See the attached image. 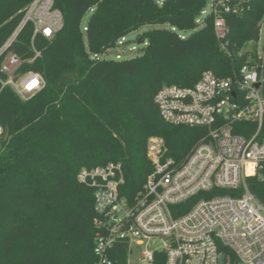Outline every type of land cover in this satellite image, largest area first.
<instances>
[{"label":"trees","instance_id":"1","mask_svg":"<svg viewBox=\"0 0 264 264\" xmlns=\"http://www.w3.org/2000/svg\"><path fill=\"white\" fill-rule=\"evenodd\" d=\"M32 1L0 0V49ZM208 1L54 0L64 27L52 38H35L41 56L28 61L35 54L31 23L0 56V68L14 52L24 60L20 72L44 79L27 100L0 82V264H96L98 214L93 189L79 180L81 169L121 162L123 193L134 196L153 169L147 155L151 137L162 138L168 156L181 160L207 133L162 117L155 97L163 86H193L206 70L234 76L248 60L261 63L264 72L257 54L264 0L230 2L238 11L224 14V39L216 34L214 15L199 21ZM146 24L170 27L140 34L144 44L134 56L93 58ZM186 30L192 33H180ZM246 182L264 204V178L251 175ZM113 257L115 264H127L123 242L115 244ZM165 261L159 253L153 264Z\"/></svg>","mask_w":264,"mask_h":264},{"label":"built area","instance_id":"2","mask_svg":"<svg viewBox=\"0 0 264 264\" xmlns=\"http://www.w3.org/2000/svg\"><path fill=\"white\" fill-rule=\"evenodd\" d=\"M234 1L244 0H212L208 15L215 16L219 39L229 32L224 14L238 11L230 4ZM64 22L54 0H33L21 24L0 49V56L31 23L35 54L28 61L33 62L41 56L34 46L35 38L54 37ZM262 37L264 19L257 46ZM127 41L121 38L118 46ZM133 50L135 46L120 49L116 58L122 59V53ZM257 54L264 59L258 47ZM93 58L102 57L94 54ZM23 63L16 53H8L0 68V82L2 88L10 86L27 100L43 88L44 79L34 71L20 72ZM155 101L167 122L204 127L207 133L181 160L168 156L162 138L151 137L147 155L153 169L132 197L123 193L126 177L121 162L81 169L79 180L93 189L98 214L96 264H115L113 247L118 242L127 247V264H153L159 253L165 254V264H222V260L224 264H264V204L246 182L251 175L264 178L263 65L248 60L230 77L206 70L193 86H163ZM2 132L0 125V138ZM226 189L236 194H222ZM215 190L219 193L196 199ZM155 242L161 245L151 250Z\"/></svg>","mask_w":264,"mask_h":264},{"label":"rangeland","instance_id":"3","mask_svg":"<svg viewBox=\"0 0 264 264\" xmlns=\"http://www.w3.org/2000/svg\"><path fill=\"white\" fill-rule=\"evenodd\" d=\"M211 9H212V0H209L207 6H206V8H205V10L207 11V13H206V14L203 13V14H201V15L199 16V20H200L201 22H202V21L204 20V18L208 15V13H210ZM91 14H92V11L90 10V11L86 14V16L84 17V19H83V24H84V25H86V24L88 23ZM163 27H165V28H169L170 25H169V24H156V25L146 24V25H143V26H141L138 30H135V31L131 32V33L127 36V40H128V41L125 42L121 47L118 46L117 49H116V48H115V49H112V50H110L109 52H107L106 54H104V55H100V57H102V58H116V55H117V53H118V51H119L120 49H122V50H124V49H129V48L131 49L133 46H135V47H136V50H133V51H130V52L127 51V52L122 53L123 58L134 56V55H136L137 53H139L141 47H142L143 44H144L143 42H140V41H141V40H140V34H142L143 32H145V31H147V30H149V29H151V28H163ZM180 33H181L182 35L189 36V35L192 33V30L180 31ZM253 44H254V43H249V44H247L246 49H251V48L253 47ZM257 47H258V51H259L260 53H264V39H263V37H262V39H261V41L259 42V44H258ZM160 245H161V244H160L159 242H155V243H153V244L150 245V249H151V250H154V249H156V248H159ZM222 264H224V260H222Z\"/></svg>","mask_w":264,"mask_h":264},{"label":"water","instance_id":"4","mask_svg":"<svg viewBox=\"0 0 264 264\" xmlns=\"http://www.w3.org/2000/svg\"><path fill=\"white\" fill-rule=\"evenodd\" d=\"M140 42H142V41H140ZM257 86H259V84H257Z\"/></svg>","mask_w":264,"mask_h":264}]
</instances>
